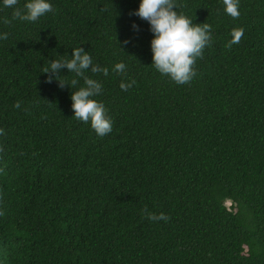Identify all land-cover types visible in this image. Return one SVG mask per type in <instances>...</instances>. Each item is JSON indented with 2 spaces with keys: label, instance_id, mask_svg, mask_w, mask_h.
I'll return each instance as SVG.
<instances>
[{
  "label": "trees",
  "instance_id": "obj_1",
  "mask_svg": "<svg viewBox=\"0 0 264 264\" xmlns=\"http://www.w3.org/2000/svg\"><path fill=\"white\" fill-rule=\"evenodd\" d=\"M48 2L28 22L0 0V264H264V0H239L238 18L223 0H176L211 25L182 85L152 65L141 0ZM77 47L108 69L85 72L103 87V137L74 117L83 77L61 69V88L43 73Z\"/></svg>",
  "mask_w": 264,
  "mask_h": 264
},
{
  "label": "clouds",
  "instance_id": "obj_2",
  "mask_svg": "<svg viewBox=\"0 0 264 264\" xmlns=\"http://www.w3.org/2000/svg\"><path fill=\"white\" fill-rule=\"evenodd\" d=\"M18 2L19 0H3L4 7L14 9L12 20L36 22L46 13L53 11V6L48 0H28L23 9L16 7ZM223 3L228 15L233 18L240 16L239 0H223ZM176 7V0H141L139 9L134 15L149 22L150 30L154 33V39L151 41L152 65L161 74L170 76L174 82L182 85L190 82L197 74L194 65L197 58L203 57L205 47L211 44V25L206 22L193 25L184 14L177 13ZM3 22L10 24L11 20L4 18ZM133 28L139 30L135 24ZM231 35L232 39L226 45L229 49L233 44L241 41L244 30L233 29ZM7 38V33L0 35V39ZM124 43L127 44L128 41ZM71 57V59L51 60L50 67L44 68L43 73H48V83L56 79L61 88L67 85L59 79L61 69L67 68L70 73L74 72L76 76L83 77L85 86L74 91L71 96L74 117L85 123L90 122L96 134L103 137L109 134L113 127L104 104L93 99L102 93L103 87L97 80L86 76L85 72L90 69L93 73L103 72L107 76L108 69L94 64L91 55L83 47L74 48ZM113 70L125 74L126 65L123 62L117 63ZM77 83L78 81L73 79L70 85L74 87ZM133 84H135L134 80L128 83L122 81L120 87L127 91ZM14 107L20 108V102L17 101ZM3 133L4 130L0 129V134ZM142 215L153 222L170 220V217L164 213L157 215L150 212L147 207L142 210Z\"/></svg>",
  "mask_w": 264,
  "mask_h": 264
}]
</instances>
